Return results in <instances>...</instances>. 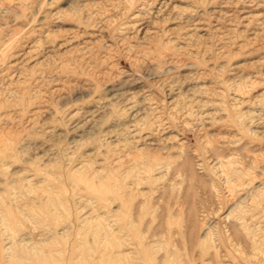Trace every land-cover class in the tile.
<instances>
[{"label": "rangeland", "instance_id": "rangeland-1", "mask_svg": "<svg viewBox=\"0 0 264 264\" xmlns=\"http://www.w3.org/2000/svg\"><path fill=\"white\" fill-rule=\"evenodd\" d=\"M0 264H264V0H0Z\"/></svg>", "mask_w": 264, "mask_h": 264}]
</instances>
